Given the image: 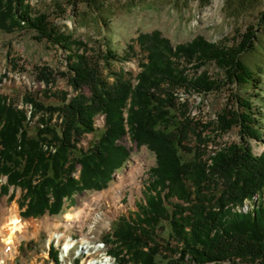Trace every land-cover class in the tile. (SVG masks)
<instances>
[{
    "label": "trees",
    "instance_id": "trees-1",
    "mask_svg": "<svg viewBox=\"0 0 264 264\" xmlns=\"http://www.w3.org/2000/svg\"><path fill=\"white\" fill-rule=\"evenodd\" d=\"M100 1L74 3L98 8ZM23 29L67 53L65 73L37 68V79L50 86L55 76L63 77L75 95L45 105L26 94L23 101L32 106L27 116L0 88V178H7L1 190L21 189L22 217L56 216L74 195L107 189L130 157L123 144L130 135L156 163L136 213L119 218L104 236L119 264H264V154L256 156L250 143L264 144L262 114L252 102L262 89L264 60L251 66L243 59L258 53L255 28L249 26L231 46L202 37L173 46L159 31L140 34L136 44L145 58L135 82L111 70L114 53L95 60L86 43L56 29L26 0H0V30ZM209 65L221 78L201 71ZM226 86L246 96L234 94L235 102L207 123L194 120L188 100L179 98L180 91L207 95ZM98 116L105 117L102 132L80 149L84 136L96 133ZM234 128L240 142H215L216 150H207L214 139L205 132L220 138ZM49 254L59 264L53 245Z\"/></svg>",
    "mask_w": 264,
    "mask_h": 264
},
{
    "label": "rangeland",
    "instance_id": "rangeland-1",
    "mask_svg": "<svg viewBox=\"0 0 264 264\" xmlns=\"http://www.w3.org/2000/svg\"><path fill=\"white\" fill-rule=\"evenodd\" d=\"M74 1L26 0V3L33 12L46 14L56 29L86 43L89 56L93 59L97 60V56L106 51L114 53L117 59L112 61L111 70L124 71L125 78L132 82L141 71L140 61L145 58L136 40L140 34L154 31H159L173 46L190 43L198 37L214 44L231 46L252 26L258 37V53L247 54L243 59L251 66L264 60V0H101L98 8H89ZM35 35L29 29L12 33L0 30L1 92L27 116L30 107L27 109L23 101L26 94L45 105H57L63 94L75 95L63 77L55 76L54 84L50 86L37 79V68L47 67L55 73H65L67 53L45 41L35 40ZM203 70L221 78V73L213 65ZM261 88L259 97L252 102L260 110L264 125V73ZM178 93L181 100H188L191 117L204 123L215 119L230 101L235 102L232 99L234 94L246 96L232 86L207 95ZM57 122L55 117L52 123ZM37 124L38 117L30 122L31 133H34ZM104 125L105 117L98 116L95 120L96 133L84 136L78 147L88 149ZM204 136L214 139V143L208 144L209 152L216 150L215 142L221 145L240 142L237 128L220 138L211 131L205 132ZM250 143L256 156L264 154L263 143L254 140ZM123 144L130 151V157L123 168L113 175L108 188L74 195L71 200L64 201L62 212L56 216L22 217L24 209L19 207L21 189L11 186L7 193H2L1 186L6 185L7 178H0V228H4L12 217H19L26 224L25 238L19 242L16 253L7 260V264H56L49 254L51 244L58 251L59 264H74L81 252H87L86 256L89 254L87 260L93 256L98 260L106 258L110 245L104 242V236L112 233V227L119 218L136 213L137 205L144 201L143 193L150 180L149 171L156 163L154 154L146 146L138 148L130 135L124 137ZM191 157L184 155L185 159ZM75 176L78 178L79 172ZM68 214H72V220H67ZM56 231L65 234L60 242L52 240ZM69 235H73L79 245L65 256L62 250ZM90 247L93 249L88 252L86 249ZM79 260L83 261L82 257Z\"/></svg>",
    "mask_w": 264,
    "mask_h": 264
},
{
    "label": "bare ground",
    "instance_id": "bare-ground-1",
    "mask_svg": "<svg viewBox=\"0 0 264 264\" xmlns=\"http://www.w3.org/2000/svg\"><path fill=\"white\" fill-rule=\"evenodd\" d=\"M29 107L31 111L32 106L29 105ZM66 218L67 220H72L73 219L72 214H68ZM7 222L8 223L4 226V228H0V242L3 243L1 244L2 249L0 251L2 254V257L0 259V264H7L8 262L7 260H9V258L11 256H14V254L16 253L19 242L25 238L24 232L26 229V224L19 217H12ZM64 235H65L64 233L56 231L52 234V240L54 239L60 242ZM84 240H88V239L84 237ZM68 241H69V244L66 243L65 247H63V250H62V254L65 256L69 255V251H70L72 244L78 242V241H74L72 236L69 237ZM83 242L87 243L86 241H83ZM102 244L104 245L105 243L102 242ZM91 248L92 247L86 250L88 252L89 251L91 252V250L93 249ZM82 254H85L84 260H87L88 259L87 257L89 254L87 256H86L87 252H82ZM105 256L106 258H103L102 260H98L93 256L91 257L90 260H87L85 263L86 264H117L118 263L115 257L113 258V256H111L109 253L106 252Z\"/></svg>",
    "mask_w": 264,
    "mask_h": 264
},
{
    "label": "built area",
    "instance_id": "built-area-1",
    "mask_svg": "<svg viewBox=\"0 0 264 264\" xmlns=\"http://www.w3.org/2000/svg\"><path fill=\"white\" fill-rule=\"evenodd\" d=\"M26 106H27L26 108L29 109V104H27ZM27 113H29L28 115L30 116L31 111H28Z\"/></svg>",
    "mask_w": 264,
    "mask_h": 264
}]
</instances>
